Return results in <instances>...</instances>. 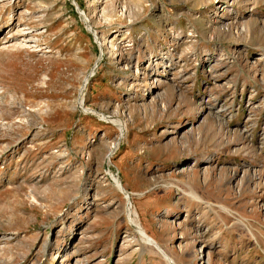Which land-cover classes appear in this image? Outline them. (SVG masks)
<instances>
[{"label":"rangeland","instance_id":"rangeland-1","mask_svg":"<svg viewBox=\"0 0 264 264\" xmlns=\"http://www.w3.org/2000/svg\"><path fill=\"white\" fill-rule=\"evenodd\" d=\"M128 205L178 264H264V0L0 4V264H70L85 225L89 264H167Z\"/></svg>","mask_w":264,"mask_h":264},{"label":"bare ground","instance_id":"bare-ground-1","mask_svg":"<svg viewBox=\"0 0 264 264\" xmlns=\"http://www.w3.org/2000/svg\"><path fill=\"white\" fill-rule=\"evenodd\" d=\"M8 0H0V4L2 5L3 3L7 2ZM226 29V27H224ZM20 29V28H18ZM22 29V28H21ZM22 36L24 37V41L25 42H30V36L32 34L33 31H27L25 29H22ZM33 35V34H32ZM34 40V39H33ZM227 60V59H226ZM224 60V58H219L217 59V61L215 62H211L209 65H208V59H205L203 60V65H208L207 67L205 66V70H207L208 72V75H210L212 78H214L216 81H219L220 79H225L228 75H229V67H227L228 65V61ZM162 64V62H160ZM159 63V67L161 69V67H163L162 65H160ZM164 66H167V65H164ZM160 69L158 70H154V74H157V75H160V73L162 71H160ZM183 73V72H182ZM185 75V74H184ZM179 76V75H178ZM180 78V77H179ZM187 78V77H186ZM157 79V78H156ZM170 81H173L175 79V76L174 77H169ZM185 79V78H184ZM221 81V80H220ZM236 83V82H235ZM225 84V82L223 83ZM234 84V83H232ZM224 86V85H223ZM234 86V85H233ZM83 100V99H82ZM81 100V101H82ZM83 103V101H82ZM83 105V104H82ZM251 109V108H250ZM85 110H87L89 113H94L95 115L97 114V116H100V118L102 117L103 118V121L104 122H108V123H115L119 128L120 130L123 128L121 122L118 120V119H113L111 118L109 115H105V114H102V113H97V111L95 110H92L91 108L89 107H86ZM225 110V106L222 105L221 108H219V112H222ZM218 115V114H217ZM112 119V120H111ZM250 120V117L247 118L246 121L249 122ZM175 128H177V130H174L175 132L179 131L181 128H182V125H177ZM20 142V139L19 141L18 140H14V142L11 144V145H6L7 147V150H14L15 148H17V145L19 144ZM115 143V142H114ZM118 146V145H117ZM110 148H115V146H110ZM110 150L109 152V155L112 154L113 150ZM211 161V158H209L208 156H204L203 158H199L198 162L197 163H206V162H210ZM100 174V173H99ZM110 175H112V178H114L113 182L115 183V186L117 187V189L121 192H127L125 190V188L123 187L122 185V182L120 180V178H117L116 175H114L110 170H109V173ZM107 180V179H106ZM94 192V191H93ZM99 192V191H98ZM93 196V199H97V195H92ZM95 196V197H94ZM86 198V197H85ZM129 198V196H128ZM103 199V197H102ZM101 199V200H102ZM92 200V199H91ZM198 201H202V200H198ZM98 202V201H97ZM130 202V201H129ZM92 203V202H91ZM94 204V203H92ZM113 203H108L107 206H111ZM101 206V205H100ZM114 209V208H113ZM125 213H127V215L129 216V219H128V222L132 225V227H134L131 232H132V235L130 233L127 232V234H124L123 237H129V238H135L137 237L138 238V242L140 243V245L142 246L143 249H146V250H151L153 251L154 253H157L159 254L167 264H178L174 258L167 252V250H165L159 243L158 241L152 237L146 230V228L143 226L142 224V221L140 219V215L138 214L137 211H134L133 209H130L129 205L127 206L126 208V211ZM186 221V220H185ZM87 226V225H85ZM84 228L82 227L80 229V232H79V237L77 238V241L76 243H72L73 245L71 246H67V248H65V253L64 254H68L69 256V261H70V264H89V258L87 255H85L83 253L84 250L83 247H87V244L85 243L86 239L88 236L91 237V235H89V229L88 228ZM136 227V229H135ZM92 231V230H91ZM127 231V230H126ZM190 232V231H189ZM195 234L193 233V237L195 238H198V241L202 240L203 241V236H204V231L202 232V229H199L198 231H194ZM71 234H74V229L71 230ZM91 234V233H90ZM192 234V233H191ZM3 238H10L12 236H9V235H4L2 234ZM184 237L181 235V238ZM129 238H123L124 240H128ZM89 239V237H88ZM136 239V238H135ZM123 242V241H122ZM194 242V241H193ZM78 243L80 245H78ZM204 244V243H203ZM78 245V246H77ZM123 245V244H121ZM125 245V244H124ZM127 245V244H126ZM125 245V246H126ZM134 245V244H133ZM204 245H208V244H204ZM127 247V246H126ZM204 247V246H203ZM119 248V247H118ZM131 248V247H130ZM66 249H67V252H66ZM128 249V248H127ZM124 250V249H123ZM199 250V254L197 252V257L200 259L201 263L203 264L204 261L207 260V258H209V251L207 250L206 253H203V250L201 248L198 249ZM119 251V250H118ZM126 251V250H125ZM142 251V249H141ZM144 251V250H143ZM99 252V251H98ZM96 255V254H95ZM120 255V254H119ZM122 256V255H121ZM120 257V256H118ZM118 257L115 259L116 262H117V259ZM64 260V258L62 259ZM100 261V260H99ZM210 261V260H209ZM98 263V262H97ZM209 263V262H208Z\"/></svg>","mask_w":264,"mask_h":264}]
</instances>
